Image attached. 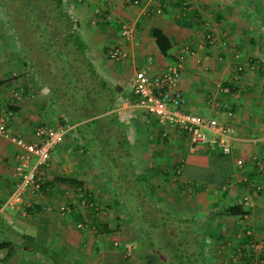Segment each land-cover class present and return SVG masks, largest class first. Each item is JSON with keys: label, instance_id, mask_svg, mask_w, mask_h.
Wrapping results in <instances>:
<instances>
[{"label": "crops", "instance_id": "crops-1", "mask_svg": "<svg viewBox=\"0 0 264 264\" xmlns=\"http://www.w3.org/2000/svg\"><path fill=\"white\" fill-rule=\"evenodd\" d=\"M62 2L72 22L68 31L73 34V59L78 61L77 68L84 67L82 81L88 82L83 85L86 95L75 84L74 98L78 88L81 96L75 105L55 107L59 93L28 58V45L17 28L8 18L0 19V110H13L8 129L33 139L36 125L63 123L65 113L74 128L81 124L84 132L94 126L82 123L104 117L114 148L105 150L106 158L99 146L93 151L101 154L94 155L95 161L111 162L107 165L111 174L106 176L139 177L144 172V177L158 174L161 178L175 174L179 184L192 187L171 188L175 192L169 199L184 209L185 217L191 220L188 226L201 223L200 228L179 232L187 237L185 242L191 246L188 249L196 264H264V0H186L185 5L181 0ZM124 24L132 30L131 39L121 34ZM153 27L161 29L170 41L165 53L151 34ZM115 46L127 54L112 58L108 50ZM177 63L183 109L230 123L229 153L211 152L192 143L186 134L163 136L157 118L136 104L131 90L135 70L148 64L151 73L158 74ZM12 83L23 87L22 97L13 104L9 102ZM86 96L92 101L85 102ZM99 102L107 107L80 116L81 110ZM228 110L232 112L229 116ZM205 132L211 134L210 130ZM66 145L61 146L59 159L52 155L55 148L51 152L53 176L66 172L84 178V167L64 162L68 159ZM15 152V145L0 135V242H7L0 247V264H138L127 257L131 247L113 240L107 227L98 231L95 225L78 226L79 221H83L81 226L86 221L75 217V208L61 214L59 206L67 202H61L56 191L44 194L42 187L27 192L31 205L23 209L1 207L17 180ZM239 157L243 158L241 166L236 163ZM255 158L262 160V168L257 167ZM206 160L209 170L227 165L223 179L196 173ZM106 163H102V170ZM130 169L131 174H127ZM98 171L94 175L98 176ZM249 192L252 204L247 206L242 197ZM162 198L157 199L170 203Z\"/></svg>", "mask_w": 264, "mask_h": 264}, {"label": "rangeland", "instance_id": "rangeland-1", "mask_svg": "<svg viewBox=\"0 0 264 264\" xmlns=\"http://www.w3.org/2000/svg\"><path fill=\"white\" fill-rule=\"evenodd\" d=\"M8 1L9 0H0V9L2 10L0 12V19L3 21L7 20V18L10 19L8 14L14 15L13 8H8V6H6V3ZM30 2L34 7L31 6V14L29 15V18L34 15H36L37 18H39V15L47 17L49 14H51L48 12L50 6L49 2H47L46 0H30ZM9 3L12 6V3L10 1ZM20 6L21 10L24 12L27 11L29 7H27L26 4H24V6L21 4ZM36 8L37 10L35 12ZM21 10L19 12L24 13L21 12ZM37 12L38 15L34 14ZM17 18H19L18 15ZM40 20L42 19L40 18ZM44 22L45 30L52 31V20L45 19ZM16 28H18L20 32L23 33V40L27 42L26 44H35V47L33 48H30L29 46L28 48H26L27 56L29 59L31 57L33 58H31L30 61L34 64V66L37 67V70L40 71L38 72L40 73V75L42 74L41 71L44 72V75H42V77L45 80V76H48V83L51 82L53 76L56 74L55 70L58 72L62 71L61 67L62 64H64V61H62L63 57L59 56V54L49 52L47 45H49L50 49H62L65 50V52H69L67 54V59L69 60V63L67 65L72 64L73 72L75 73L74 76L77 77L75 84L80 85L81 93L86 95L87 91L85 90L83 85H87L88 82L82 81L81 77L83 76L84 67L77 68L78 61H75L73 59L75 51L74 49H72V42L69 41L66 45L64 44V39L62 37L66 35L64 34V32L62 34H60L59 32L53 33L52 39L46 42L45 36L43 35V32L41 30L42 27L40 26H31L29 23H21L20 26L18 25L16 26ZM69 39H71V36L69 37ZM76 55H78V53L75 54V57ZM39 60L41 62H38ZM47 62H51L52 66L55 67L54 72H51L50 74L47 73ZM57 75L59 77L60 73H57ZM59 82L62 85L60 89L61 91L59 90L60 100L59 102H54L56 104L55 107H57L58 104L59 107L63 104L65 105V107L69 108L71 106H74L76 103V98H74L75 90L73 86L71 84L69 85L66 79H59ZM65 88H67V90H71H69L70 93L72 92L71 94H69L71 95L69 96L71 98L63 97L64 94H67L62 92ZM80 89L78 88L76 90V94H78L77 92L80 93ZM55 93L58 92L55 91ZM84 99L86 102L93 98H89L88 96H86L85 98H83V100ZM94 105L100 107H94ZM103 107L106 108L107 105L104 102H99L97 104L89 105V110H81L79 114H81L82 117L93 115L97 112L91 109L99 108L98 111L100 112L101 108ZM62 118L64 122H69V116H67L66 113L62 116ZM59 121H61V118H59ZM96 122L98 123L95 124ZM82 124H84V127L94 126V128H92L89 132L88 130H85V132H83L85 133L86 137L91 140L92 145H89L86 139H83L80 136L76 128H74L71 133L66 135L64 141L62 142V144H60L61 146H63V143H67V145L64 146V151H68V159L64 160V162L69 165L73 161V163H75L76 165L78 164L79 166L84 167L85 171L87 172V176L82 178L83 184L81 185V188H78L76 185L70 183L57 182L58 180L53 182V180L55 179L51 171L52 168L50 167L51 160H49V163L42 169L44 172L41 173L42 175H40L41 183L42 181H45L44 187L43 184H41L42 187L45 188V191L42 190L43 193L46 194L48 193V191H53V193H55L56 191V196L59 197L61 202L66 201L67 203L69 202L77 204L78 200V205H80V207H77L81 211L82 218L84 219V221H86V223L82 227H87V225H95L98 231L103 230L105 227H107V229L111 231L113 240L122 242L123 246L131 247L129 254H127V257L131 260L136 261L138 264H169V262L165 263V261L161 258V256L166 255V252H178V257L186 261V263L178 261L177 264H196L192 257L194 255L191 254L190 249H188V247L191 246L187 247V244L185 242L187 237L183 236V234H180L177 228L182 227L184 232V230L186 229L192 230L200 228L201 223L193 222L194 224L191 227L188 226L191 220L185 217L184 209L175 207V204L169 199L171 197V193L175 192V190H172L171 188L192 187L179 184L178 179L175 178V174L167 175L161 178L157 177L158 174L155 175L156 177H144V172L141 171L142 173L140 175L142 176H124L121 177L120 180H118V177L106 176L105 173L111 174V170L107 166L109 165V163L111 165V162L108 161L106 163L107 160H102L104 163H106L104 164L102 170L101 166L103 162L95 161L94 157V155L99 156L100 153L98 152V154L96 152L95 154L93 149L94 146H99L101 150H103L102 155H100L106 158L107 152L105 150L114 148V137H112L110 133H107L106 130V124L108 123H105L104 117H102L98 121H87ZM89 134H91V136H89ZM93 134L99 136L93 137ZM162 143H166V141L162 140ZM61 146L55 148V150L53 151L54 153H52V155L56 154L58 159L60 156ZM164 150L167 151V149ZM35 160L36 156H33V158L31 159V164H33ZM99 160H101V158H99ZM206 161V164L195 169L196 171H198L196 173H198L201 177L214 178V180L223 179V174L227 165L224 163L223 166L219 168V170H216L214 168H211L209 170L207 168L209 162L208 160ZM162 162L165 163V160ZM141 169H143V167H141ZM96 170H99L98 176L94 175L96 173ZM131 172L132 169H130L127 174H131ZM62 174L67 173L64 172ZM68 174L72 175L71 173ZM137 178H139L140 181L139 179L137 180ZM48 182H50V184ZM89 184L95 186L96 188H90ZM48 188H50V190H48ZM136 189L141 191L140 195L136 194L135 192V194L132 195L133 191ZM80 191H85L89 197L90 195L92 196L93 209L85 207L86 205H81L79 200ZM121 192L125 193L122 195ZM159 196H163L162 200H170V203L164 204L160 202L161 200L158 201L157 198ZM122 197L124 198V200ZM181 254L183 256H181ZM152 256L153 259H155L154 263H151L148 260L152 259ZM188 259H190L191 262ZM68 260L71 259L69 258ZM72 263L76 264L77 262L73 261Z\"/></svg>", "mask_w": 264, "mask_h": 264}, {"label": "built area", "instance_id": "built-area-1", "mask_svg": "<svg viewBox=\"0 0 264 264\" xmlns=\"http://www.w3.org/2000/svg\"><path fill=\"white\" fill-rule=\"evenodd\" d=\"M128 1L138 3L139 0ZM181 2L186 4V0H181ZM158 10L160 9L158 8ZM121 34L125 39H131L130 26L124 24ZM108 54L114 59H120L127 52L121 47L115 46L109 48ZM179 80L180 65L178 63L169 65L158 74H152L148 64L140 66L135 70L131 80V90L136 98V104L157 118L162 127L163 136L171 138L174 135L186 134L194 144H201L210 151L229 153L231 151L232 125L228 122H219L216 118H210L201 113L184 110L185 98L178 87ZM22 90V86H15L12 83L9 98L11 104L22 97ZM214 105L218 104L214 103ZM12 113L11 107L0 110V135L8 138L15 145L14 169L17 180L1 207L11 206L23 209L31 205L25 194L40 189V170L49 163L52 150L65 139L74 125L71 123L38 124L34 127L33 139H28L24 135L8 129L7 124ZM231 114L232 112L228 110L227 115ZM205 130H210L211 134L207 135ZM33 156H36V160L31 164ZM236 163L241 166L243 158H237ZM255 163L257 167H263L260 158H255ZM85 194V191L79 193L81 205H93V202ZM242 198L245 205L252 204L251 192L243 195ZM59 210L61 214H65L70 212L72 207L70 203H63L59 206ZM82 224L83 221L78 222V226L82 227ZM252 244L258 245L259 248L262 246L257 243ZM128 252H130V248H128Z\"/></svg>", "mask_w": 264, "mask_h": 264}, {"label": "trees", "instance_id": "trees-1", "mask_svg": "<svg viewBox=\"0 0 264 264\" xmlns=\"http://www.w3.org/2000/svg\"><path fill=\"white\" fill-rule=\"evenodd\" d=\"M9 1L12 3V6L10 5ZM7 3H6V6H8V8H13L14 10V15L12 14H8L9 16V21L11 23L12 26H14L16 28V26H20V24H30L31 26H40L42 27V32H43V35L45 36V41H49L52 39V36H53V33L55 32H59L60 34H62L64 32V36L63 39H64V44L66 45L71 39H69L70 35H73L72 33L68 32V29H70L71 25H72V22H71V19H70V16L67 12V10L65 9V6L63 5V2L62 0H46L47 2H49V10L48 12L51 13L49 14L47 17H44V16H40L39 15V18L36 17V15L32 16L31 18H29V15L31 14V6H33L30 2V0H9ZM18 1V2H16ZM3 3V1H2ZM23 5L26 4V6L30 7V11H29V7H28V10L27 11H22L21 10V6L20 5ZM34 7V6H33ZM21 10V12H24V13H20L19 11ZM37 8L35 9V12H36ZM34 14H37L38 15V12L37 13H34ZM17 15L19 16V18H17ZM40 18L42 20H40ZM45 19H48V20H52V24H53V28H52V31L50 30H45V22L44 20ZM18 32H19V35L21 36V39H23V33L20 32V30L17 28ZM151 34L155 37V41H156V44L158 46V48L160 49V51L162 53H165L167 51V49L170 47V41L168 39V37L163 33V31L159 28H156V27H153L151 29ZM27 43V42H26ZM28 45V44H27ZM30 48H33L35 47V44H29L28 45ZM27 46V48H28ZM47 48L49 49V52H54L56 54H59V56H62L63 59L62 61H64V64H62V71L61 72H58L55 70L56 74L53 76L52 80L50 83L53 90L60 93V89H61V83L59 82V79H66L67 83L70 85L73 86L74 90L76 88L75 86V81L77 79L75 75V73L73 72V68H72V64L70 65H67L69 63V60L67 59V54L69 52H65V50H57L55 48H52L50 49L49 45H47ZM39 49V48H38ZM45 54V53H43ZM42 54V55H43ZM46 56V55H44ZM32 58V57H31ZM30 58V60H31ZM33 59V58H32ZM38 62H41L40 60ZM47 65H48V70H47V73L50 74L51 72H54V66H52V63L51 62H47ZM42 75H44V72H42ZM57 73H60L59 77L57 75ZM46 78V81L48 82V76H45ZM56 78V79H55ZM63 88V87H62ZM60 90V91H59ZM70 90V89H69ZM69 90H67V88L64 89L63 93H67L69 92ZM71 91V90H70ZM78 93V92H77ZM67 94H64L65 97H68V98H71L69 97V95ZM79 94H76V98L78 97H81L80 95L77 96ZM100 107V106H99ZM104 108V107H103ZM103 108H101L103 110ZM99 108L96 110L97 113H99ZM80 116L82 117V115L80 114ZM86 117V116H85ZM70 123L73 122V120L70 118L68 119ZM64 123V122H63ZM76 130L78 131V133L80 134V136L83 138V139H86V141L88 142L89 145H92L91 144V140H89L85 133H83V129L81 127V124L76 126L75 127ZM208 149V148H207ZM210 151V149H208ZM213 152V151H211ZM110 177H113V176H110ZM115 177V176H114ZM120 180L122 176H117ZM55 180H58L59 182H62V183H70V184H73V185H76L78 188H81V185L83 184V181L81 178H78L76 175H68V174H62V175H58V176H55L54 177ZM139 178H137L138 180ZM140 181V179H139ZM50 184V182H48ZM43 184V187H44V184H45V181H42ZM42 187V186H40ZM119 190V189H118ZM120 192V191H119ZM140 195L141 194V191H139L138 189L134 190L132 195H134L135 193ZM125 192H121V194L123 195ZM86 197H88L87 194H85ZM84 195V196H85ZM123 198V197H122ZM90 201H93L92 200V196H90L88 198ZM124 200V198H123ZM70 206L72 208H75V212H74V215L75 217H77L78 219L82 218V214H81V211L79 210V208L77 206L80 207V205L75 204V203H70ZM85 207H88L90 209H93V205H90V204H87ZM87 208V209H88ZM178 232H183V228L182 227H178L177 228ZM7 244L6 241H2L0 242V247ZM154 250V249H153ZM178 252L177 253H170V252H166V255L165 256H161V258L165 261V263L169 262V264H177L178 261H182L184 263H186V261L184 259H180L178 257ZM181 256H183L181 254ZM180 256V257H181ZM182 258V257H181ZM149 262H153L155 261V259H153V256H152V259H148Z\"/></svg>", "mask_w": 264, "mask_h": 264}]
</instances>
